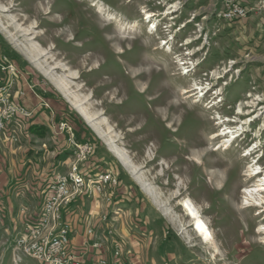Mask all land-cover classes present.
<instances>
[{
  "label": "rangeland",
  "instance_id": "rangeland-1",
  "mask_svg": "<svg viewBox=\"0 0 264 264\" xmlns=\"http://www.w3.org/2000/svg\"><path fill=\"white\" fill-rule=\"evenodd\" d=\"M218 5L0 0V78L10 83L11 102L24 96V85L37 88V105L49 115L38 132L13 131L11 122L0 131V264H42L16 246L19 227L10 220L21 217L20 199L40 180L31 175L38 172L45 189L53 171L66 173L73 164L82 170L84 162L91 163L86 173L112 174L114 182L97 191L105 198L117 189L123 209H133L123 216L157 225L175 254L169 264H264V231L258 232L264 192L248 193L264 175V67L242 49L240 20L214 16ZM28 110L30 118L35 109ZM236 132L219 147L221 137ZM84 145L78 159L74 150ZM19 165L27 180L21 179L22 193H3ZM95 166L100 169L91 173ZM103 197L98 201L106 202ZM186 198L211 231L210 241L180 205Z\"/></svg>",
  "mask_w": 264,
  "mask_h": 264
},
{
  "label": "crops",
  "instance_id": "crops-1",
  "mask_svg": "<svg viewBox=\"0 0 264 264\" xmlns=\"http://www.w3.org/2000/svg\"><path fill=\"white\" fill-rule=\"evenodd\" d=\"M240 1L246 5H252L256 0ZM253 18L257 21L256 24L252 20ZM239 24L241 27L239 33L242 38L241 43L244 41L246 43L242 44V49L245 50V54L250 55L252 62L257 67H264V52H259L261 50L264 51V34H256L255 32L258 28L262 32L264 31V12H251L246 19L240 20ZM250 30L251 32L249 33ZM244 34L248 35L244 37L242 36ZM258 76L260 77V75ZM24 90V96L20 98L14 96L13 102L21 104L27 109H35V111L30 118L18 117L13 119L10 126L13 131L15 129H22L23 133L26 134L28 132H38L45 121L49 119V115L46 110L37 105V88L34 90L24 85ZM61 138L62 136H59L58 141L62 140ZM58 157L62 158L59 151L56 153V158ZM65 161L67 160L62 162L65 163ZM90 165L91 163L84 162L82 164V171L87 170L85 167ZM21 167L19 165L18 168L14 169L15 173L7 177L4 184L8 185V190H5L3 193L8 194L9 191L17 192V194L22 193L21 187L23 183L21 179L23 181L26 179ZM96 168L100 169V167L95 166L92 167L90 172H96L97 170H94ZM2 174L4 172L0 167V176ZM30 178H39L40 180L32 181V190L27 192L23 199H20L22 204H20L21 208L19 210L22 218L18 217L16 220L10 217L12 221L11 227H19L16 235L21 232L25 220L33 219L37 216L41 206L39 195L41 193V197H43L44 194V189H42L44 187L43 178L38 176V172H35L34 176L31 175ZM88 191L82 192L77 199L63 209V217L70 224L68 247L75 255L79 256L83 264H96L99 258H104L114 264H169V261L175 258V254L168 250V240H166V237L158 235L155 227L157 225L147 217L143 219H128L122 215L125 209L129 211L133 209L128 207L123 209L125 206L119 203L122 201V198H117L121 197L117 189H112L108 192L107 196H105L106 202L104 201V203L98 201L100 197H103V193H99L97 190H90V193ZM7 204L8 210L12 211L10 199H7ZM3 206L5 208V205ZM137 211L135 209L134 214H137ZM103 215L106 216L105 219H102ZM86 227L93 228V236L85 237ZM94 241L99 243L97 247L92 245ZM115 245H118L120 250L117 255L114 254Z\"/></svg>",
  "mask_w": 264,
  "mask_h": 264
},
{
  "label": "built area",
  "instance_id": "built-area-1",
  "mask_svg": "<svg viewBox=\"0 0 264 264\" xmlns=\"http://www.w3.org/2000/svg\"><path fill=\"white\" fill-rule=\"evenodd\" d=\"M251 12H264V0H256L252 5H246L240 0H225V10L222 11V18H220V20H244ZM0 68L4 69V66L1 63ZM9 87L10 83L4 82V80L0 78V111H2L0 113L1 131L8 128V120L13 119V111L22 112V117L26 118L31 114V111L25 108L23 105L14 104L10 101L8 95ZM65 125L66 124L62 123L60 128L63 129ZM68 140H72V137H68ZM87 148L88 146L84 145L83 147L78 146V149H75V153H78V159L81 157L79 154H81V152ZM77 168L82 193V185L83 180L86 179V172L82 171L80 166ZM52 173H55V180H47L44 189L43 200L37 216L33 219H28L23 223L22 230L14 241L15 243H19L24 247H30L31 254H39L40 263L42 264H83L79 259V256L75 255L68 247L70 224L63 217V209L58 210V221H55V224H51V231L46 236L45 240H35L36 228H38L42 222H46L47 204H49L50 198L60 196L63 190H71V188H66V179L63 171H53ZM93 180L94 189L96 190H100L102 184L109 180L114 182L113 178H108L107 170L106 175H97V179ZM79 195H74L73 201L77 199ZM66 206L67 205H64V208ZM93 235V228L86 227L85 237L88 238ZM92 245L97 247L99 243L94 241ZM119 252L120 250L118 245H115L114 254L117 255ZM96 264L114 263L108 262L104 258H99Z\"/></svg>",
  "mask_w": 264,
  "mask_h": 264
},
{
  "label": "bare ground",
  "instance_id": "bare-ground-1",
  "mask_svg": "<svg viewBox=\"0 0 264 264\" xmlns=\"http://www.w3.org/2000/svg\"><path fill=\"white\" fill-rule=\"evenodd\" d=\"M224 10H225V0H219V5H218V7L215 8V11H214V16L217 19L222 18V11H224ZM151 15L152 14L146 12L144 18L147 20L148 18L151 17ZM153 24L151 26H149L150 30L153 29V27L155 25V24L154 25ZM37 48L38 47L35 46V49H37ZM38 51L41 52L42 54H45V51L43 49H39ZM59 83H60V85L58 84L59 87L61 89L65 90V87H67V85L64 83V81L62 82L63 84L61 82H59ZM185 92H188V89H183V91H181V93H185ZM0 105H1V97H0ZM78 109H79L78 111L80 112L82 117L88 123H90L91 126L97 131L98 129H97L95 124H92V121H91L92 119L90 118L88 113L80 107H78ZM18 115L22 116V112L13 111V117L18 116ZM10 122H11V120H8V123H10ZM0 131H1V128H0ZM227 132L230 134H234V132H231V131H226V133ZM223 133L224 132H218L215 134V136L223 134ZM237 136H238L237 132H236V136H234V137L231 136L232 138H230L229 135H224L223 137H221L222 140L220 142L221 144L219 145V147L221 145H224V144L227 147L233 141V139H235V137H237ZM113 148L114 149L112 151H114L116 153V155L118 156L119 159H122L123 158L122 152L120 150H118L117 148H115V146ZM74 153H75V150H74ZM72 166H74V167L70 171L64 173L65 179H66V188H71V190H63L61 192L60 196L50 198L49 204H47L46 222H42V224H40L38 226V228H36L35 240H45L46 236L51 231V224H55V221H58V210L64 209V205H68L69 203H71L74 199V195L81 194V187H80V181H79V176H78V168H76L75 164H73ZM255 173H257V172L254 171V172H250L249 174L252 176L253 174L255 175ZM97 175H106V173H104V172H98L95 174H89L88 172L86 173V179L83 180L82 192L87 191L88 188H90L91 190H94V180L93 179H97ZM111 175L112 174L109 171H107L108 178H113ZM48 180H55V173H52L49 176ZM139 181H140V179H139ZM258 186L259 187L255 188V189H248V193L252 194V191H255V192L263 191L264 192V175L260 179V183L258 184ZM180 205L184 208V210L186 211V214L192 219V225L194 226L193 228L197 232V234L201 237V239L203 241H206V242L210 241L212 239L211 231L207 228V226L201 220L199 212L196 209V207L194 206V204L192 203V201L189 198H186L180 202ZM259 231H264V226H260L258 228V232ZM16 246L19 248H22L28 255H30L31 257H33L34 259H36L40 262L39 254H31V248L30 247H24V246L20 245L19 243H16Z\"/></svg>",
  "mask_w": 264,
  "mask_h": 264
}]
</instances>
